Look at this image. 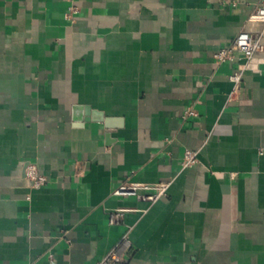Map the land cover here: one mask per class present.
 I'll list each match as a JSON object with an SVG mask.
<instances>
[{"label":"crops","instance_id":"obj_1","mask_svg":"<svg viewBox=\"0 0 264 264\" xmlns=\"http://www.w3.org/2000/svg\"><path fill=\"white\" fill-rule=\"evenodd\" d=\"M259 2L0 0V264H101L124 234L115 264H264ZM241 31L261 49L216 62Z\"/></svg>","mask_w":264,"mask_h":264},{"label":"built area","instance_id":"obj_2","mask_svg":"<svg viewBox=\"0 0 264 264\" xmlns=\"http://www.w3.org/2000/svg\"><path fill=\"white\" fill-rule=\"evenodd\" d=\"M248 21L257 22L262 24L264 31V0L255 6L253 11L248 16ZM261 49L259 38L254 35L241 31L239 32L233 41L220 48L213 54V58L216 62L231 61L238 55L244 59H249L253 54ZM229 79L233 84V91L239 93L243 89L241 72L235 71ZM188 114H194L193 111H189ZM197 162L196 151L186 149L183 153V159L181 165L183 168L189 167ZM25 176L30 182L31 187L39 188L46 183V177L39 173L37 168L33 164H27L25 167ZM168 184L156 183V184H143L138 182H132L128 184L119 185L114 191V195L118 196H139L144 194L148 200H156L161 195L165 194ZM130 245V240L124 234L120 241L113 247L110 253L103 259L101 264H115L122 261V252L126 250Z\"/></svg>","mask_w":264,"mask_h":264}]
</instances>
